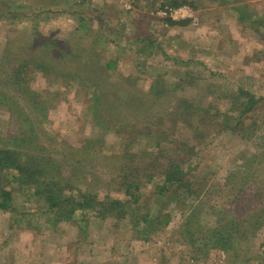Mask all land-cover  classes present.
<instances>
[{
  "label": "rangeland",
  "instance_id": "374dc122",
  "mask_svg": "<svg viewBox=\"0 0 264 264\" xmlns=\"http://www.w3.org/2000/svg\"><path fill=\"white\" fill-rule=\"evenodd\" d=\"M81 1L0 0L2 96L12 98L17 109L31 112L28 94L24 99L21 89L27 86L36 96L40 94L43 101L34 107L39 113L34 114L35 119L41 120L40 129L46 128L65 146L81 148L88 141H96L99 129L96 115L88 109L86 93L90 89L83 83L103 81L101 68L116 60L112 65L115 68L108 70L109 80H119L122 87L135 83L136 89L130 90L151 97L156 91L151 95L147 92L153 80L159 78L169 90L163 98L167 104L175 98L190 100L195 106L215 104L221 119L228 121L229 128L224 132L206 133L205 144H201L203 139L195 138L189 125L177 124L176 142L189 143L198 151L197 156H185L190 159L188 168L196 166L194 175L204 177L206 183L214 181L222 186L232 172L252 159L257 166L251 164L252 175L257 169L262 170L261 176L252 180L253 185L264 184V160L258 155L264 150V102L256 113L242 114L247 100L238 97L239 90H244L264 98V0H190L199 8L190 4L180 6L190 9L189 17L175 19L190 20L184 26H170L165 21L169 16L162 13L176 9L169 5L162 8L167 0H87L85 4ZM106 8L113 11L107 12ZM241 17L243 22L239 21ZM141 18L147 22L135 25L134 21ZM137 29L144 35L141 40L137 39ZM5 57L7 67L1 66ZM34 57H41L56 68L59 83L51 85L44 75L31 70L26 72L29 79L22 86L7 84L8 73L14 68L10 65ZM49 93L53 96L49 97ZM54 98L56 101H52ZM148 101L141 95L134 97L137 103L148 105ZM7 103L0 105V146H4L2 140L14 129ZM167 107L170 108L162 104L164 110L156 111L163 114ZM139 144L140 151L155 145L149 140H140ZM104 149L120 152L123 139L109 133ZM55 159L62 162L64 177L73 174L69 164L74 161L59 155ZM98 162L101 164L94 167L88 162L77 165L78 172L84 173L71 176L78 184L72 193L78 195L81 190L98 194L105 203L111 198L123 203L130 201L131 197L120 186L118 171L108 167L103 159ZM241 174L245 182L250 179L249 171L242 169ZM152 184L141 187L140 193L149 194ZM14 190L13 210H0V264H264V225L248 241L244 240L247 245L239 257L210 247L204 253L194 251L179 233L184 216L197 205L193 195L165 200L162 205L171 215L170 223L141 238L132 225L135 218L129 216L132 207L128 203L122 208L121 217L104 220L97 213L99 208H86L64 220L48 211L43 198L37 201L26 190ZM213 192L220 195L216 200L223 202L227 198L226 192L224 196L221 190ZM66 193L70 195L69 191ZM258 199H254L256 204ZM159 203L152 207H162ZM198 209L202 223L201 228L194 229L193 237L188 236L192 240L207 237L216 221L212 209ZM136 215L137 220L140 212Z\"/></svg>",
  "mask_w": 264,
  "mask_h": 264
},
{
  "label": "trees",
  "instance_id": "16d2710c",
  "mask_svg": "<svg viewBox=\"0 0 264 264\" xmlns=\"http://www.w3.org/2000/svg\"><path fill=\"white\" fill-rule=\"evenodd\" d=\"M86 2L87 0L81 1L82 4ZM184 4H190L196 9L199 8L195 1L190 0H167L161 6L164 8V6L169 5L178 8ZM245 5L246 8H250L248 4ZM241 8L243 6H238V9ZM106 9L107 12L113 11L109 8ZM87 13L89 12L87 11L86 15ZM81 19L83 20L84 17ZM244 20V17L239 19L240 22ZM100 21L103 23V18ZM165 21L170 26H184L190 23V20L177 21L170 17H165ZM146 22L145 18H141L135 20L134 24L140 26ZM136 33L138 34L137 39H143L144 35L139 29ZM151 43L155 45L154 41ZM7 59L8 57L3 59L1 66L7 67L5 64L9 63ZM115 62L116 60L114 62L110 60L105 67L101 68L100 71L105 76L104 78L101 77L103 81L90 83V80H87L83 83L84 87L90 89V93H86L87 102L90 103L88 109L90 108L91 113L93 111L96 115L99 129L97 130L96 141H88L90 143L87 142L81 148L65 146L46 128L40 129L41 120L35 119V115L39 113L34 111V107L43 101L40 94L36 96L27 86L21 89L26 95H24V99L28 94L27 99H30V105L33 108L30 110L31 112H25L24 109H17L15 102H11L12 98L6 95L2 96L3 91L0 90V105L8 102L7 109L11 113V122H14L13 131L7 139L2 140L4 146H0V210H13L14 188L16 187L28 191L29 197L35 196L37 201L43 198L48 211L54 214L57 219L67 220L78 211L83 212L86 208H97V210L99 208L97 213L105 220L107 217L123 214L122 208L128 203L132 207L129 216L135 218L132 224L136 229L135 233L142 238L161 230V226L164 224L170 223L171 215L162 205L165 200L176 201L183 194L188 195V197L193 195L192 199L197 202V205H194L191 212L184 216L179 230L180 237L184 238L196 252L204 253L205 249L209 251L210 248L220 249L239 257L240 254L244 253L243 247L247 245L243 243L244 240L248 241L251 238L250 235L253 236L255 230H259L264 225V184L253 185L254 182L252 181L261 176L262 170L257 169L259 173L256 172L255 175H252L251 164L253 167L257 166L250 159V162H247L245 166L232 172L227 178V182L222 186L214 183V181L206 183L204 177L198 178L192 173L196 166L188 168L186 164L190 159L185 157L189 155L193 157L195 154L197 156L198 151H195V148L189 143L176 142L174 136L178 128L177 124L189 125L195 138L203 139L201 144H205V136L212 130H218L217 133H222L229 128L228 121L221 119L222 116L217 110L218 107L211 103L195 106L190 100L184 98H175L170 101V104H167L163 98H166L169 90L159 78L153 80L154 83L151 84L150 91L147 92L148 95H151L150 93L156 91L155 96L151 97L141 91L135 92V83L131 85L133 87H122L119 80H109L108 70L115 68L112 67ZM10 67H14L8 73L9 81L13 83L8 81L7 84L12 86H16L15 83L22 86L29 79L26 72L29 73L31 70L44 75L51 85L59 83L57 80L59 73L55 71L56 68L51 67L41 57L15 63ZM52 74L55 75L52 76ZM72 79L74 80L76 77ZM132 88L134 90H130ZM23 93L20 94L23 95ZM140 95L144 99H149L148 105L145 102H134V97ZM52 96L53 94L49 93V97ZM238 97L247 100L244 103L242 114L256 113L257 107H260V104L264 102V98H257L251 92L244 90H239ZM52 101H56V99L54 98ZM162 104L170 106V108L167 107L163 114H159L157 109L164 110ZM145 108H148L149 112L146 113ZM213 111H218V113H213ZM239 124H241L240 121L236 123L238 126ZM111 132L123 139V149L120 152L110 153L104 149L106 136ZM140 140L154 142V148L146 147L140 151L138 148ZM9 144L11 147H7ZM77 151H79L78 154L71 153ZM56 155L61 156L62 159L69 157L74 161V163L69 164L71 172H73L72 177H76L79 173V166L77 165L88 162L90 167H94L96 163L97 165L101 164L98 160L102 161L103 159V163L118 171L120 186L124 188L126 195L129 194L131 200L123 203L119 199L111 198L105 203L98 198V194L82 192L81 190L78 195L73 194L74 189H78V184L70 175L64 177L62 174L64 166L62 162H59V159H55ZM93 155L97 157L94 158ZM258 155L264 160V150ZM242 169L250 173L248 176L246 175L247 178H250L248 183L242 177ZM83 173H79V176ZM159 177L161 179H158ZM149 183H153L149 194L140 193L141 187ZM214 190H221L222 196L226 192L227 198L223 202L216 200L215 197H220V195L214 193ZM66 191H69L70 195L67 196ZM246 196H248L247 200L245 199ZM106 197L109 196L106 195ZM251 198L260 199L256 204L255 200ZM157 202H160L162 207L158 209L156 206L152 207ZM198 207L200 209L202 207L208 210L212 209L216 221L213 229L210 228L211 232L208 233L207 237L200 236V238L192 240L188 236L192 235L193 237L194 229L196 227L201 228L200 223H202ZM143 209H146L145 213H143ZM139 212L140 215L136 220V214ZM195 245H199V247H194ZM207 251L205 254L208 253Z\"/></svg>",
  "mask_w": 264,
  "mask_h": 264
},
{
  "label": "built area",
  "instance_id": "2783aa9c",
  "mask_svg": "<svg viewBox=\"0 0 264 264\" xmlns=\"http://www.w3.org/2000/svg\"><path fill=\"white\" fill-rule=\"evenodd\" d=\"M126 6V5H125ZM127 9H130L131 6H126ZM162 14L169 16L172 19L186 18L190 16V9L188 7H179L176 9H170L169 11H164Z\"/></svg>",
  "mask_w": 264,
  "mask_h": 264
},
{
  "label": "crops",
  "instance_id": "0c3cea01",
  "mask_svg": "<svg viewBox=\"0 0 264 264\" xmlns=\"http://www.w3.org/2000/svg\"><path fill=\"white\" fill-rule=\"evenodd\" d=\"M257 5H261V3H259V4L257 3Z\"/></svg>",
  "mask_w": 264,
  "mask_h": 264
}]
</instances>
